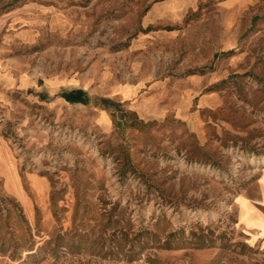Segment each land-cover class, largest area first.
I'll list each match as a JSON object with an SVG mask.
<instances>
[{"label":"rangeland","instance_id":"1","mask_svg":"<svg viewBox=\"0 0 264 264\" xmlns=\"http://www.w3.org/2000/svg\"><path fill=\"white\" fill-rule=\"evenodd\" d=\"M142 1L0 0V151L26 192L0 178V264H264L234 205L264 169V0L159 24ZM79 79L125 97L22 89Z\"/></svg>","mask_w":264,"mask_h":264},{"label":"crops","instance_id":"2","mask_svg":"<svg viewBox=\"0 0 264 264\" xmlns=\"http://www.w3.org/2000/svg\"><path fill=\"white\" fill-rule=\"evenodd\" d=\"M250 1L224 0L221 7L226 10L240 11ZM200 2L201 0H143V8L148 9L145 22L147 24H159L178 21L187 9L195 8ZM24 84L26 85L22 89L26 91L34 90L40 103H52L54 101L56 106L62 109L68 104L66 94L75 99V105H89L98 96L116 97L119 99H124L125 97V91L121 88L110 84L97 89L96 83L91 79H79V81H74L73 83L68 81L45 82V84L40 85L35 81H26ZM60 90H62L61 95ZM127 94L129 95V92L126 93V96ZM106 114L108 115V113ZM99 116L101 117V115ZM108 116L109 120L105 117L102 118L105 120V125L109 122L111 123L112 117ZM193 123L194 121L191 120L190 126L193 127ZM0 178L4 183L5 189L10 194L17 197L18 191L21 189L25 192L16 170L14 158L7 150L0 151ZM30 178L33 189L40 196L41 192L46 188V181L34 175ZM234 205L236 208V225L250 239L258 242L264 248V169L258 172L255 178L238 194Z\"/></svg>","mask_w":264,"mask_h":264},{"label":"bare ground","instance_id":"3","mask_svg":"<svg viewBox=\"0 0 264 264\" xmlns=\"http://www.w3.org/2000/svg\"><path fill=\"white\" fill-rule=\"evenodd\" d=\"M255 164H256V166H257L258 164H264V162H260V163H258V164H257V162H255Z\"/></svg>","mask_w":264,"mask_h":264}]
</instances>
